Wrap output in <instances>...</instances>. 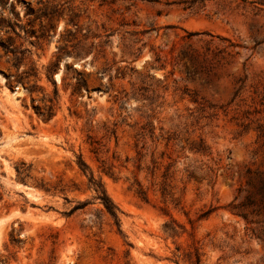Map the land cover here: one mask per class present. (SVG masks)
I'll return each mask as SVG.
<instances>
[{"label":"rangeland","instance_id":"1","mask_svg":"<svg viewBox=\"0 0 264 264\" xmlns=\"http://www.w3.org/2000/svg\"><path fill=\"white\" fill-rule=\"evenodd\" d=\"M197 263L264 264V0H0V264Z\"/></svg>","mask_w":264,"mask_h":264},{"label":"trees","instance_id":"2","mask_svg":"<svg viewBox=\"0 0 264 264\" xmlns=\"http://www.w3.org/2000/svg\"><path fill=\"white\" fill-rule=\"evenodd\" d=\"M103 200H104L105 208L109 211V213L113 214V209H112L113 206L111 205V203L108 201L106 197H104ZM74 208H77V207H74Z\"/></svg>","mask_w":264,"mask_h":264}]
</instances>
